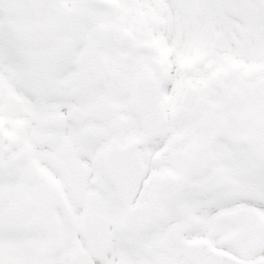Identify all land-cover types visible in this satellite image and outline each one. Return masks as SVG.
<instances>
[{"label":"snow or ice","instance_id":"1","mask_svg":"<svg viewBox=\"0 0 264 264\" xmlns=\"http://www.w3.org/2000/svg\"><path fill=\"white\" fill-rule=\"evenodd\" d=\"M0 264H264V0H0Z\"/></svg>","mask_w":264,"mask_h":264}]
</instances>
